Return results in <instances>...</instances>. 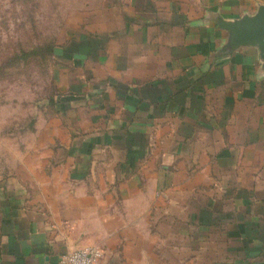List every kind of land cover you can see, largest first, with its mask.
Instances as JSON below:
<instances>
[{
	"label": "crops",
	"instance_id": "1",
	"mask_svg": "<svg viewBox=\"0 0 264 264\" xmlns=\"http://www.w3.org/2000/svg\"><path fill=\"white\" fill-rule=\"evenodd\" d=\"M117 6L62 47L77 77L0 182V264H264V62L223 29L264 0Z\"/></svg>",
	"mask_w": 264,
	"mask_h": 264
},
{
	"label": "rangeland",
	"instance_id": "2",
	"mask_svg": "<svg viewBox=\"0 0 264 264\" xmlns=\"http://www.w3.org/2000/svg\"><path fill=\"white\" fill-rule=\"evenodd\" d=\"M117 2L0 0V182L33 161L34 135L58 117L59 90L77 77L61 48L107 26Z\"/></svg>",
	"mask_w": 264,
	"mask_h": 264
},
{
	"label": "water",
	"instance_id": "3",
	"mask_svg": "<svg viewBox=\"0 0 264 264\" xmlns=\"http://www.w3.org/2000/svg\"><path fill=\"white\" fill-rule=\"evenodd\" d=\"M223 29L231 33L233 47L255 46L264 62V7L252 18L224 25Z\"/></svg>",
	"mask_w": 264,
	"mask_h": 264
},
{
	"label": "built area",
	"instance_id": "4",
	"mask_svg": "<svg viewBox=\"0 0 264 264\" xmlns=\"http://www.w3.org/2000/svg\"><path fill=\"white\" fill-rule=\"evenodd\" d=\"M102 258V250L91 246L74 250L64 255L61 264H98Z\"/></svg>",
	"mask_w": 264,
	"mask_h": 264
},
{
	"label": "trees",
	"instance_id": "5",
	"mask_svg": "<svg viewBox=\"0 0 264 264\" xmlns=\"http://www.w3.org/2000/svg\"><path fill=\"white\" fill-rule=\"evenodd\" d=\"M61 49H62L63 53L65 52L64 54L69 53V50H70V52H72V53H77V49H78V47H77V46H75V47H72V46H71L70 48H66V47H65V48H61ZM55 52H56V51L52 50V51H51V54L53 55ZM60 53L63 55L62 52H60ZM72 53H71V54H72ZM59 57H61V56H59ZM61 58H62V57H61Z\"/></svg>",
	"mask_w": 264,
	"mask_h": 264
}]
</instances>
